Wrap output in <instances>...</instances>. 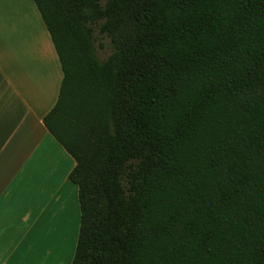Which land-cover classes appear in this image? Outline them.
Segmentation results:
<instances>
[{
  "label": "trees",
  "instance_id": "trees-1",
  "mask_svg": "<svg viewBox=\"0 0 264 264\" xmlns=\"http://www.w3.org/2000/svg\"><path fill=\"white\" fill-rule=\"evenodd\" d=\"M33 1L63 73L43 123L76 163L71 264H264V0Z\"/></svg>",
  "mask_w": 264,
  "mask_h": 264
},
{
  "label": "crops",
  "instance_id": "crops-1",
  "mask_svg": "<svg viewBox=\"0 0 264 264\" xmlns=\"http://www.w3.org/2000/svg\"><path fill=\"white\" fill-rule=\"evenodd\" d=\"M63 73L33 0H0V264H71L75 160L43 119Z\"/></svg>",
  "mask_w": 264,
  "mask_h": 264
},
{
  "label": "rangeland",
  "instance_id": "rangeland-1",
  "mask_svg": "<svg viewBox=\"0 0 264 264\" xmlns=\"http://www.w3.org/2000/svg\"><path fill=\"white\" fill-rule=\"evenodd\" d=\"M102 2H104V0H102ZM95 48H96V54L98 58L101 60H104L110 55L108 39L97 36Z\"/></svg>",
  "mask_w": 264,
  "mask_h": 264
}]
</instances>
